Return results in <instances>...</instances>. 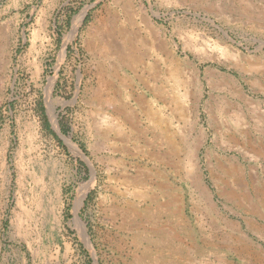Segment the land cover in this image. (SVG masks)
<instances>
[{
    "label": "rangeland",
    "instance_id": "obj_1",
    "mask_svg": "<svg viewBox=\"0 0 264 264\" xmlns=\"http://www.w3.org/2000/svg\"><path fill=\"white\" fill-rule=\"evenodd\" d=\"M136 2L196 73L184 91L111 74L96 40L117 0H0V264H264V0Z\"/></svg>",
    "mask_w": 264,
    "mask_h": 264
},
{
    "label": "bare ground",
    "instance_id": "obj_2",
    "mask_svg": "<svg viewBox=\"0 0 264 264\" xmlns=\"http://www.w3.org/2000/svg\"><path fill=\"white\" fill-rule=\"evenodd\" d=\"M117 2L120 10L119 11L116 10L115 13L114 12L110 13V17L109 19H107L108 21L104 23L105 24L104 25L105 30L103 32L104 35L100 39L96 38L97 39L96 46L103 52L104 55L101 53L102 57L104 56V58L106 57V59L108 60L115 61L114 62L115 67L113 66L114 68L111 69L112 72L111 74L120 82L121 85L125 87L128 84L130 86L129 84L130 81L131 82L139 81L140 83L142 82L147 86L148 92L151 95L160 98V96L164 95L165 93V86L162 84V81L161 83L157 82L159 81L158 78L161 79V77L162 78L167 77L168 79L169 78L172 79L175 88L178 90L183 89V91L186 88L187 85L186 83L190 78L193 79L194 81L198 80L197 79L198 77L195 72H193V75L192 73L189 74L188 73L189 71L187 72V68H185L184 66L185 63L184 61H182L180 58H177L172 50L170 49L167 50L166 48L167 42L165 41V39H163L162 36L163 32L161 28L155 25L152 22V20L147 16V14L139 11L136 0H117ZM121 14H123V16L125 17V21L128 22L129 24L136 22L142 25L143 27L142 29L145 33V36L137 37L134 39L133 42V43H138L139 45L137 51L136 49L134 51L130 49V47L128 48L127 47L128 45L126 46V43H124V41H122L121 45L120 42H118L119 39L115 34L116 30H114V28L117 27V25L121 22L122 20ZM118 34L120 35L119 31ZM131 44L132 42L129 45ZM212 50L218 52L219 54L218 57L219 59H222V61L224 59L225 61H229V62L230 61L233 62L235 61L238 63L241 62V56L237 52H232L226 48H220L218 46L212 47ZM155 53L157 54L156 59H154L155 61L152 64H150L149 62L147 63L146 58H148V60L149 59L151 60V58L154 57ZM6 55H7V51L5 47L3 45H0V70L5 63ZM143 63H145L144 64L145 66H143ZM162 64L167 67L166 72L162 70ZM121 72L123 73L121 74ZM128 72H130L131 75ZM214 73H215L214 75L210 73L209 74L216 78L218 77V79L220 77L225 81H227L228 78L231 81L230 85L228 84V86L231 87L232 91L235 93V96L240 98L244 97L243 94L241 93L240 87L237 85V82L235 81L234 78L231 77L229 78L227 76L220 75L217 71H214ZM226 83L227 82H225V85ZM244 101L247 103L248 106H251L252 101L251 102L246 100ZM153 103L154 101L149 100L146 94L142 95L141 98L138 100V104L140 107L143 108L146 116L152 121L154 120V123L156 122V124L161 125L162 124V117L160 116L161 113L159 112V110L156 111L157 113H155L153 109L154 107ZM256 112H258L259 114L261 113L258 108H256ZM154 115L157 116V119L154 118ZM233 115L240 122L241 120H243L244 113L242 110H237L236 112H233ZM240 122L238 123L240 124ZM71 146L72 148H75L73 145ZM75 152L79 153L76 149ZM193 162H194L193 166L197 169L198 165L196 161L193 160Z\"/></svg>",
    "mask_w": 264,
    "mask_h": 264
},
{
    "label": "water",
    "instance_id": "obj_3",
    "mask_svg": "<svg viewBox=\"0 0 264 264\" xmlns=\"http://www.w3.org/2000/svg\"><path fill=\"white\" fill-rule=\"evenodd\" d=\"M87 11V10H86ZM55 128V127H54ZM56 130V129H55ZM56 132H57V135L63 140V141H65V139L67 138L64 134H63V132L61 131V129H59V127H58V130H56ZM66 142V141H65Z\"/></svg>",
    "mask_w": 264,
    "mask_h": 264
},
{
    "label": "trees",
    "instance_id": "obj_4",
    "mask_svg": "<svg viewBox=\"0 0 264 264\" xmlns=\"http://www.w3.org/2000/svg\"><path fill=\"white\" fill-rule=\"evenodd\" d=\"M62 131L66 134L68 132V127H62Z\"/></svg>",
    "mask_w": 264,
    "mask_h": 264
}]
</instances>
